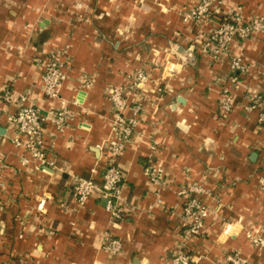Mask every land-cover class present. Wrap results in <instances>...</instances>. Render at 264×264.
<instances>
[{
    "label": "crops",
    "instance_id": "0c3cea01",
    "mask_svg": "<svg viewBox=\"0 0 264 264\" xmlns=\"http://www.w3.org/2000/svg\"><path fill=\"white\" fill-rule=\"evenodd\" d=\"M196 1L0 0V86L26 94L27 103L46 114L52 101L43 92L39 64L49 51L64 49L70 70L61 100L75 112L63 133L47 125L45 142L55 165L37 169L22 163L25 150L13 141L24 138L8 123L7 114L17 105L0 110V264H172L184 226L177 190L190 181L221 199L220 204L207 199L219 208L217 214L207 219L205 237L188 244L194 264H227L225 254L232 249L264 264V248L247 237L249 228H260L264 236V123L258 122V109L246 110L245 97L248 88L264 95V81L237 74V86L221 82L231 74L228 62L202 56L194 42L200 29L185 19ZM237 6L245 18L264 15V0H224L222 10ZM192 47L194 66L175 54ZM243 54L264 69V34L247 41ZM153 62L158 68L146 89L155 106L147 108L139 127L145 137L119 160L133 210L116 221L98 192L84 206L76 205L71 174L101 182L100 146L114 114L108 87ZM171 65L178 70L174 77L167 75ZM157 83L167 91L159 94ZM224 84L235 95L234 110L225 116L219 113ZM152 139L159 143L156 160L168 181L158 194L145 172ZM111 233L123 244L117 255L102 248Z\"/></svg>",
    "mask_w": 264,
    "mask_h": 264
},
{
    "label": "built area",
    "instance_id": "2783aa9c",
    "mask_svg": "<svg viewBox=\"0 0 264 264\" xmlns=\"http://www.w3.org/2000/svg\"><path fill=\"white\" fill-rule=\"evenodd\" d=\"M223 5L224 0H197L187 10L185 19L193 21L200 29L194 41L197 49L202 56L214 63L228 62L231 74L223 78L221 82H230L233 87L237 86L239 81L237 74L257 77L264 81V69L255 62L245 61L243 54L247 41L255 38L259 33L264 34V15L257 14L245 18L240 6L225 12L222 10ZM208 24L210 26L205 31V26ZM41 61L39 65L43 92L46 98L52 101L46 114H43L36 104L27 103L29 99L26 94L16 95L8 85L0 86V110H5V106L13 102L17 105L16 111L9 112L7 118L10 126L24 137L13 140L25 150L22 163L34 165L37 169L46 165H55L50 148L45 142L47 125L50 123L58 132L63 133L75 117L71 107L61 100L63 86L70 70L64 49L49 51L46 58ZM157 68V62L143 64L127 73L122 82L108 87V99L114 108V114L110 119L111 132L100 146L104 159L102 179L99 183L94 177L85 178L71 174L72 198L77 206H84L88 198L98 192L106 200V209L113 220H123L133 210V206L124 196L126 173L120 166L119 160L133 142L145 137L139 127L147 108L155 106L153 100L147 95L146 80L150 79ZM167 70L168 77H174L178 72L172 65ZM92 80L86 81V85H92L94 82ZM167 88L157 83L155 90L163 94ZM221 94L219 113L225 116L234 110L235 95L233 90L225 84L222 86ZM245 97L249 102L246 110L258 109V122L264 123V95L248 88ZM58 102L59 104H56ZM73 103H78V100L75 99ZM262 147L264 149V143ZM149 148L151 151L149 165L145 172L150 182L156 186L158 194L161 188L168 184L167 173L163 165L156 160L158 141L150 140ZM92 173H97L96 168H92ZM3 188L4 184L0 181V192ZM177 194L182 204L181 217L184 226L170 259L172 264H194L196 260L187 249L188 244L195 238L205 237L207 219L212 214H217L219 208L209 205L207 199L213 198L217 204L221 203V199L213 196L211 189L199 181L181 184ZM43 203L44 201L41 202V206ZM157 203H161L160 197H157ZM2 208L4 206L0 201V209ZM247 237L255 247L264 248V236L260 228L257 230L249 228ZM102 248L109 254L117 255L122 252L123 244L118 236L111 233L105 236ZM225 262L227 264H259L243 257L237 249L229 250L225 254Z\"/></svg>",
    "mask_w": 264,
    "mask_h": 264
},
{
    "label": "water",
    "instance_id": "95a60500",
    "mask_svg": "<svg viewBox=\"0 0 264 264\" xmlns=\"http://www.w3.org/2000/svg\"><path fill=\"white\" fill-rule=\"evenodd\" d=\"M193 50V47L188 51V50H183V48H178L177 51L175 52V54L177 56H181V58L183 60H185L187 63H189V65H195L191 62V59H195L194 56L191 54V51ZM177 100L179 103H184L185 100L182 97H177ZM175 107L174 105H172V108ZM4 128L0 126V133H3Z\"/></svg>",
    "mask_w": 264,
    "mask_h": 264
}]
</instances>
